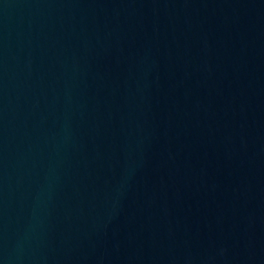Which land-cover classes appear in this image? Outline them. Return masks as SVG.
Masks as SVG:
<instances>
[{
  "label": "water",
  "instance_id": "water-1",
  "mask_svg": "<svg viewBox=\"0 0 264 264\" xmlns=\"http://www.w3.org/2000/svg\"><path fill=\"white\" fill-rule=\"evenodd\" d=\"M0 264H264V0H0Z\"/></svg>",
  "mask_w": 264,
  "mask_h": 264
}]
</instances>
